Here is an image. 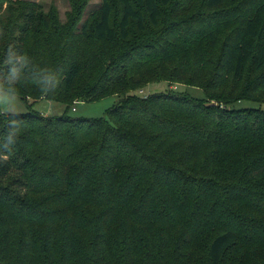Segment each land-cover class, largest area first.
<instances>
[{
  "label": "trees",
  "instance_id": "16d2710c",
  "mask_svg": "<svg viewBox=\"0 0 264 264\" xmlns=\"http://www.w3.org/2000/svg\"><path fill=\"white\" fill-rule=\"evenodd\" d=\"M174 2L102 0L79 27L82 2L60 28L0 0V89L68 108L119 96L109 118L0 111V264H264V106L236 107L264 104V0L164 24ZM118 39L106 65L91 45Z\"/></svg>",
  "mask_w": 264,
  "mask_h": 264
},
{
  "label": "rangeland",
  "instance_id": "374dc122",
  "mask_svg": "<svg viewBox=\"0 0 264 264\" xmlns=\"http://www.w3.org/2000/svg\"><path fill=\"white\" fill-rule=\"evenodd\" d=\"M36 2L44 12H49L54 9L56 11V16L58 18V25L60 28L67 27L71 13H75L78 8L81 7L84 9L83 17L79 23V27L83 25L85 20L89 17L90 13L98 9L102 3V0H33V3ZM255 0H230L221 6L214 8L206 7L205 0H175L173 5L166 10L165 16L163 18V23L178 22L183 19H190L195 16V18L207 14L212 21L220 20V16L223 15L225 19L232 18L231 8L233 6H238L243 8L245 11L250 9V4L254 3ZM7 3H5L6 7ZM18 12V9L16 10ZM220 12V14H218ZM120 15V4L116 2V11L114 13L115 23H118V16ZM146 19H148V13L145 11ZM203 17V16H202ZM23 20L18 21V25L21 26ZM71 26V24H70ZM138 30L136 29V22H133V34H137ZM19 34V33H18ZM143 35L142 33H139ZM147 33H145L146 35ZM17 34H14L16 36ZM136 43V42H135ZM91 47L96 50L97 53H104L106 57V65L111 64L115 60L117 55L123 56L124 52L128 50L129 43L121 39L115 41H104L101 43L93 44ZM98 70V69H95ZM88 79L86 78V81ZM169 85L167 82H151L149 83L144 92L149 94L150 92L158 89L167 90ZM173 89H178L180 92H184L188 95L205 98L206 93L202 87L187 85V84H178L173 86ZM3 93L8 96V98L0 102V111L5 112L6 114L11 113H25L29 111H36L38 114L45 116H60L67 113L72 119L77 118H100L107 117L109 118V111L111 108L118 102L119 96L109 95L101 99L94 101L80 100L77 98L74 100L69 108L68 105L64 102L50 100V99H33L28 97L24 98L22 95L0 89ZM79 99V100H78ZM263 105L258 102L243 100L236 104V107L244 106H258Z\"/></svg>",
  "mask_w": 264,
  "mask_h": 264
},
{
  "label": "clouds",
  "instance_id": "9594fccd",
  "mask_svg": "<svg viewBox=\"0 0 264 264\" xmlns=\"http://www.w3.org/2000/svg\"><path fill=\"white\" fill-rule=\"evenodd\" d=\"M8 98L2 90H0V102L5 101ZM14 142V135H9L4 139L3 142H0V149L6 150ZM6 158V157H3Z\"/></svg>",
  "mask_w": 264,
  "mask_h": 264
}]
</instances>
